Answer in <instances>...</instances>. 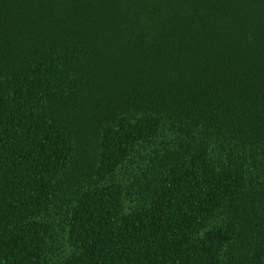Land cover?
Masks as SVG:
<instances>
[{"label":"trees","instance_id":"obj_1","mask_svg":"<svg viewBox=\"0 0 264 264\" xmlns=\"http://www.w3.org/2000/svg\"><path fill=\"white\" fill-rule=\"evenodd\" d=\"M0 264H264V0H0Z\"/></svg>","mask_w":264,"mask_h":264}]
</instances>
